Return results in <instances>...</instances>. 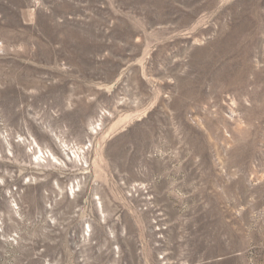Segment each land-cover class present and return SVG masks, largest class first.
I'll return each instance as SVG.
<instances>
[{
	"label": "rangeland",
	"instance_id": "rangeland-1",
	"mask_svg": "<svg viewBox=\"0 0 264 264\" xmlns=\"http://www.w3.org/2000/svg\"><path fill=\"white\" fill-rule=\"evenodd\" d=\"M0 264H264V0H0Z\"/></svg>",
	"mask_w": 264,
	"mask_h": 264
}]
</instances>
